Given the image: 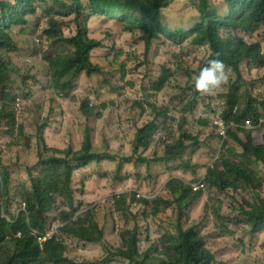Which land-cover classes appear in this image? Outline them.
<instances>
[{
    "label": "trees",
    "instance_id": "trees-1",
    "mask_svg": "<svg viewBox=\"0 0 264 264\" xmlns=\"http://www.w3.org/2000/svg\"><path fill=\"white\" fill-rule=\"evenodd\" d=\"M86 1L87 6L83 0H0V124L14 144L29 148L31 140L24 127L17 126L14 105L19 88L11 74L21 77L22 81V77L37 83L41 79L35 68L31 74L37 78L28 72L21 74V66L14 58L20 48L12 30L27 26L28 18L36 17L37 10L46 17L44 37L49 51L42 55L49 78L46 88L64 97L48 103L46 117H41L33 135L35 162L22 166L20 177H15L0 157V264H113L116 260L121 264H213L216 257L199 231L201 223L190 221L189 215V210L203 197V219L209 214L215 226L232 237L241 224L247 244H254L259 235L264 234L261 189L264 123L252 130L243 126L246 121L255 126L264 119V86H253L255 79L250 75L253 69L264 68L261 51L264 0H222V5L215 0ZM172 4L181 5L178 22L168 20L165 15ZM187 12L195 18L191 24L186 19ZM97 18L103 25L111 24L112 29L119 26L125 33L139 32L145 58L158 44L174 48L171 59L160 65L156 81L142 88L150 117L141 126L132 122L134 135L130 154L115 151L107 137L100 146L95 145L86 124L95 110L87 98L76 97L80 77L94 82L103 75L102 63L94 53L105 45L90 34ZM67 22L74 26L71 35L64 32ZM196 47L206 48L207 55L192 67L185 59L184 50ZM58 48L62 52L53 54ZM217 53L230 76L221 86L228 85V90L220 96L213 119L234 122L236 127H231L223 139L213 124L210 125L221 141L215 145L214 154L220 147L222 150L213 164H204L197 171L198 165L192 161L201 140L186 129L187 118L195 113L197 101L184 105L175 135L167 130L159 131L165 114L157 107V97L165 90L174 69L190 77L196 76L208 59L217 58ZM114 63L121 66L120 57L115 56ZM245 79L249 85L241 91L245 88L246 83L241 85ZM120 92L123 93L124 88H120ZM198 94L195 90L194 96ZM66 103L73 104L84 117L81 126L65 118ZM141 106L137 101L132 102L134 111L143 110ZM101 116L95 115L96 118ZM51 117L59 123L53 124ZM213 119L199 115L196 123L207 126ZM51 132L61 135V140L54 138L53 146L49 143ZM105 164H114L117 173H122L130 164L143 165L147 183H155L158 177L153 179V164L171 173L183 172L170 177L154 199H137V191L130 190L112 196L111 212L121 215L124 221V227L117 233V244L105 237V229L98 220V208L81 212L82 204L78 202L74 185L76 172L86 168L101 169ZM255 166H260L259 171ZM202 169L206 170L203 186L194 192L189 184L200 180ZM186 172L190 174H184ZM185 175L192 177L187 179ZM219 195L228 196L235 204L232 207L237 211L234 218L239 221L232 226L226 222L230 213L224 211L226 204ZM22 204L25 211L18 212ZM134 208L142 212L133 213ZM54 221H61L64 227L41 246L37 235L45 234ZM153 228L160 231L155 240L151 237ZM69 239L100 245L103 253L90 259L72 258ZM238 241L244 245L241 239ZM262 247L264 249V245Z\"/></svg>",
    "mask_w": 264,
    "mask_h": 264
},
{
    "label": "rangeland",
    "instance_id": "rangeland-1",
    "mask_svg": "<svg viewBox=\"0 0 264 264\" xmlns=\"http://www.w3.org/2000/svg\"><path fill=\"white\" fill-rule=\"evenodd\" d=\"M215 3L222 5V0H215ZM83 4L87 6V1L83 0ZM173 5L165 11V15L168 20L178 22L181 19V5ZM40 11L37 10L36 17L28 18L29 23L27 26L12 30L18 39L20 48L14 58L21 66V74L27 72L31 74V71H34L35 68L36 71L40 72L41 79L39 80L40 83H37L29 77V80L22 77L24 79L22 81L21 77L11 74L12 81L19 88V90H16L14 105L17 126H23L26 136L28 137L30 134L29 138L31 140L29 148L15 145L7 134L5 127L0 124V157L15 177H20L19 174L23 172L22 166L35 162L36 139L33 135L37 123L43 119L41 117L45 116L44 112L49 107L48 103L52 99L64 98L61 94L51 89L48 91L46 88L49 78L46 77V68L42 64L44 62L42 55L49 49L44 37L46 17L41 15ZM186 19L190 20L189 24H191L195 18H193L192 13L187 12ZM100 21L99 18L96 19V22L91 26L90 34L105 45L104 48L94 53L95 58L102 63L103 75L97 77L94 82H88V79L84 76L80 77L76 97L79 99L87 98L95 110L94 115L86 121L94 136L95 145L100 146L102 139L107 137L110 147L114 148L115 151L130 154L132 153L134 135L132 122L141 126L150 117V109L143 95L142 88L148 87L150 83L156 81V74L161 70L160 65L171 59L174 48L170 49V47L158 44L156 47H152L150 54L145 58L144 44L140 40L141 34L139 32L125 33L121 31L119 26H114V29H112L111 24L110 26L103 25V21ZM64 32L65 35H71L74 33V26L67 22L64 26ZM40 38L41 44L37 45L35 40ZM261 51L264 54V39L261 42ZM60 52H62V49L58 48L52 53ZM184 53L187 55L185 59L189 66L196 67L200 58L207 55V49L198 47L193 49L186 48ZM115 56L120 57L121 66L114 63ZM31 75L36 77L35 74ZM226 75L227 77L230 76L228 70H226ZM250 75L255 79L253 86L255 84L264 86V68L253 69ZM243 83L246 84L241 91L248 88L249 81L245 79L241 82V85ZM120 88H124L123 93L120 92ZM126 89L130 90L135 100H129L125 97ZM195 90L194 76L190 77L187 73L174 69V74L165 90L157 97V107L162 114H165V119H162L159 131L167 130L177 135L184 105L189 101H197L195 113L187 118L186 129L192 136L197 135L201 140V145L195 153L194 161H192L198 165V171L204 164L210 166L222 150L220 147L216 155L214 154L215 145H219L221 141L217 138L216 130L210 125L215 120L213 116H215V109L219 107L221 102L220 96L226 94L228 85H224L207 94L199 92L197 96H194ZM134 101L141 103L143 110L134 111L132 109V102ZM64 112L65 118H71L75 125L81 126L85 120L73 104L66 103ZM97 114L102 116L96 118L95 115ZM199 115L212 117L213 121L207 126H199L196 123ZM51 119L54 121L53 124L59 123L53 117ZM54 138L61 140V135L58 133L54 134V132L49 134V143L52 146ZM120 147H123V149L120 150ZM259 169L260 166H255L256 171H259ZM114 170V164H105L101 169L97 170L82 169L76 172L74 185L77 190L78 202L82 204L81 212L98 208V220L105 229V237L110 242L117 244V233L124 227V221L121 215L111 212L112 196L116 192L130 190L142 193L144 198L154 199L157 192L164 187L165 182L170 177L183 172L171 173L163 167L153 164V179L156 175L158 177L155 183H152L151 180V182L147 183L145 180L146 170L143 165L133 167L130 164L124 168L122 173H117ZM202 172L204 174L206 170L202 169ZM184 174L190 173L186 172ZM185 177L191 179L192 175H185ZM262 179L264 180V175ZM261 189L264 194V183ZM219 197L226 204L224 211L230 213L226 222L232 226L239 221L234 218L237 215V211L234 208L232 209L235 204L228 196L219 195ZM204 202L205 197L189 210V215L190 221L201 223L199 231L205 236L207 246L216 257V261L213 264H264V249L262 247L264 245V234L259 235L255 243L250 245L247 244V236L242 235L241 224L235 228L237 233L235 237L224 235L215 226L213 217L207 214L203 219ZM99 204H103V206ZM136 212L141 213L142 211L134 208L133 213ZM159 235V230L154 228L151 230L153 240ZM239 239L243 241L244 245L238 241ZM68 242L71 249H73L69 253L72 258L76 257L80 260L84 258L90 259L103 253L100 245L86 244L72 239H69ZM113 264L121 263L116 260Z\"/></svg>",
    "mask_w": 264,
    "mask_h": 264
},
{
    "label": "clouds",
    "instance_id": "clouds-1",
    "mask_svg": "<svg viewBox=\"0 0 264 264\" xmlns=\"http://www.w3.org/2000/svg\"><path fill=\"white\" fill-rule=\"evenodd\" d=\"M7 1H12L13 2V0H7ZM37 40H39V42H37ZM35 42H36L37 45L41 44V38L40 39H36ZM215 56L217 58H210V59H208L207 62H206V66L200 69L198 75L194 76V87H195L196 91H198V92H200L202 94L210 93V92H212V91L220 88L223 84H225L227 82V75H226L225 65H224L223 61L218 58V56H219L218 53L215 54ZM125 97L127 99H133L134 98L133 97V94L130 92L129 89H126V91H125ZM91 107H92V104H91ZM214 121H213V126L217 129V127L214 125ZM217 132H218V129H217ZM218 135H219V133H218ZM218 158H219V155H217V157L215 158V160L213 161V163ZM205 175H206V172L203 174L204 178H205ZM201 178H200V180H201ZM197 182H194V183L189 184L190 187H191L192 184H195ZM138 193H140V192H136L135 193L136 196H137ZM140 194H142V193H140ZM140 198H144V196L143 197L141 196ZM137 199H139V198H137ZM23 205H24V210H22ZM22 207L20 208V210L18 212L25 211V204H22ZM54 224H62V225H64L61 221H54V222H52L51 227ZM50 229L47 232H49ZM58 233H59V231H58Z\"/></svg>",
    "mask_w": 264,
    "mask_h": 264
},
{
    "label": "built area",
    "instance_id": "built-area-1",
    "mask_svg": "<svg viewBox=\"0 0 264 264\" xmlns=\"http://www.w3.org/2000/svg\"><path fill=\"white\" fill-rule=\"evenodd\" d=\"M37 42H39V40H37ZM262 123H264V119H260L258 121L257 125H252L249 121H246L244 123V128L248 129V130H252L255 128H258ZM214 125L217 127L218 129V133L220 135V137H222L223 139H226L227 137V131L231 128V127H236V124L234 122L231 123H227L226 121L222 120V119H216L214 121ZM203 180H204V176L201 178V180H199L197 183L192 184L191 187L193 189V191H197L199 190L202 186H203ZM143 197L142 194L138 193L137 194V198ZM22 210H24V205L22 207ZM64 225L62 224H54L50 231L47 232L46 234L43 235H37V233L35 231H32L34 235H37V237L39 238V241L41 243V246L43 245V243H45L48 240L53 239L54 237L57 236L59 229H61ZM20 237V236H19Z\"/></svg>",
    "mask_w": 264,
    "mask_h": 264
}]
</instances>
